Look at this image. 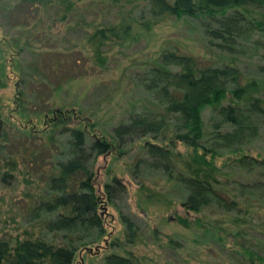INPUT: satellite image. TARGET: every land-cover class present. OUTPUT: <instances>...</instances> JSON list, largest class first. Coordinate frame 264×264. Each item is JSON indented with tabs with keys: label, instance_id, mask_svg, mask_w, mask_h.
Masks as SVG:
<instances>
[{
	"label": "trees",
	"instance_id": "16d2710c",
	"mask_svg": "<svg viewBox=\"0 0 264 264\" xmlns=\"http://www.w3.org/2000/svg\"><path fill=\"white\" fill-rule=\"evenodd\" d=\"M13 1L23 6L54 5L65 18L79 0ZM146 12L150 18L129 21L126 17L119 23L94 27L85 38L92 60L103 67L104 50L109 44L136 42L164 17L201 20L209 42L230 55L240 54L239 48L250 40L255 49H264V0H147ZM259 71L264 74V65ZM140 83L153 95L158 109L132 113L127 121L113 128L112 136L89 118L70 127L67 118L71 112L60 109L48 108L47 112L55 117H45L50 123L41 131L16 128L0 118V163L7 168L2 176L18 170L19 165L44 169L49 164L43 171L45 185L29 208V218L35 224L22 238L0 237V264H73L78 250L103 239V206L115 205L125 188L113 176L101 191L97 189L92 163L111 151L122 154L123 146L135 139L143 140L135 167L145 165L180 184L186 193L180 203L185 211L198 215L215 208L238 214L233 218L235 223H242L247 214L259 212L254 199L246 195L264 200V182H242L230 179L228 174L239 169L254 172L264 166V156L259 159L247 147L260 137L264 125L262 81L245 76L234 63L204 65L186 51H164L156 65L140 77ZM18 95L21 97H17V106L24 113L27 98L21 91ZM207 107L208 130L202 117ZM199 218L189 221L178 217V222L185 227L191 222L202 227L204 223ZM120 219L124 241L115 239L110 245L136 244L140 239L138 227L125 214H120ZM39 231L61 233L64 243L49 241ZM241 253L264 264V258L249 249ZM103 262L144 264L126 250L123 255L108 253Z\"/></svg>",
	"mask_w": 264,
	"mask_h": 264
},
{
	"label": "rangeland",
	"instance_id": "374dc122",
	"mask_svg": "<svg viewBox=\"0 0 264 264\" xmlns=\"http://www.w3.org/2000/svg\"><path fill=\"white\" fill-rule=\"evenodd\" d=\"M146 11L147 0H79L63 18L54 5L23 6L0 0V118L16 128L41 131L50 123H46L48 117H55L48 108L60 109L71 112L67 118L70 127L89 118L112 136L113 128L132 113L158 109L140 77L156 65L164 51H186L204 65L234 63L245 76L259 78L264 89V74L259 71L264 65L263 48L255 49L250 40L239 48L240 54L230 55L209 42L201 20L187 16L157 19L152 30L138 41L109 44L104 50L106 64L98 66L91 58L86 35L94 27L119 23L126 17L129 21L150 18ZM20 91L28 102L24 113L17 106ZM202 117L208 130V107ZM147 139L153 140L151 136ZM142 141L135 139L123 146L122 154L111 151L93 161L97 189L101 191L105 182L117 176L125 192L115 205L103 206L106 235L78 250L73 264H104L108 253L123 255L125 250L144 264H258L241 251L249 249L264 258V200L246 195L254 199L259 212L245 215L242 223L233 221L238 214L215 208L198 215L187 212L180 204L186 194L180 184L145 165L135 167ZM247 147L262 159L264 125L260 137ZM48 167L19 165L18 170L2 176L7 168L0 163L1 238H22L26 230L31 231L35 222L29 218V208L45 185L43 171ZM228 175L242 182H264V166L248 173L231 170ZM120 214L129 216L138 227L140 239L136 244L110 245L125 238ZM195 216L204 223L202 227L195 222L188 227L178 222V217L194 221ZM39 234L64 243L61 233Z\"/></svg>",
	"mask_w": 264,
	"mask_h": 264
}]
</instances>
